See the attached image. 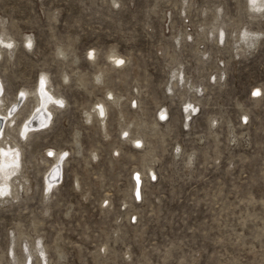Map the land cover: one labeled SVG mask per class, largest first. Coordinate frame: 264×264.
<instances>
[{
  "label": "rangeland",
  "instance_id": "rangeland-1",
  "mask_svg": "<svg viewBox=\"0 0 264 264\" xmlns=\"http://www.w3.org/2000/svg\"><path fill=\"white\" fill-rule=\"evenodd\" d=\"M248 3L0 0L17 40L0 57L5 104L42 72L64 98L27 139L7 133L29 183L0 203V264H264V13ZM244 27L262 34L237 39ZM100 99L108 132L85 115ZM29 110L17 106L16 121ZM48 149L68 156L47 196Z\"/></svg>",
  "mask_w": 264,
  "mask_h": 264
},
{
  "label": "bare ground",
  "instance_id": "bare-ground-1",
  "mask_svg": "<svg viewBox=\"0 0 264 264\" xmlns=\"http://www.w3.org/2000/svg\"><path fill=\"white\" fill-rule=\"evenodd\" d=\"M248 2H249L248 5L250 11L255 13L258 12L259 14L264 13V0H248ZM4 25H5L4 20L0 19V26H1L0 57L3 52L11 56L13 54V51H15L14 49L16 47V42H17V40L14 39L12 36H8L5 34ZM211 27L219 31L220 40H222V36L224 35V29L220 25H215V24H212ZM261 34L262 33L259 31H255L249 27H244L238 34L237 39H241L242 41H245L249 38H252V40L254 38L256 42L261 36ZM25 37L26 38L24 43L29 49H31L33 44V37L30 35H25ZM177 41L179 40L177 39ZM108 51L109 52L106 53V58L109 60L113 68H120L121 66L124 65L125 58L120 53H118L116 49H110ZM95 52L96 50L94 49H90L87 51L86 55L88 60L91 61L94 60V58L96 57ZM119 61H123V63H119ZM103 70L105 69L97 70L99 72L100 77L96 76L95 79H97L99 84L104 83V78L102 76L104 72ZM63 78L64 79L68 78L67 73L66 75L63 76ZM2 85L3 84L0 79V203H3L5 199L8 197H12V198L18 197V195H20V189L26 191V189H28V183H29L28 175L25 173L26 169L24 170V165L22 161V149H21L22 146L19 140H16L13 137H9V138L7 137L8 131L10 129H13L18 132L21 138L27 139L33 132L38 131L44 128L45 126L51 124L53 111L57 108H60V106L64 105V98L61 96V94L58 95L55 93V91L52 90L53 88L50 85V78L48 77V74L46 72L41 73L36 87L31 89H27V88L22 89L19 96L15 98V102H11V104H13L12 108L8 107V105L5 104L4 100L6 98L5 95L3 94ZM104 89H105V96L111 99L112 103L119 105L120 97L115 96L112 92V89L108 87H105ZM256 92H259L258 88H255L254 93ZM27 105L30 106L28 116L22 121L17 122L16 118L19 112L17 113L14 110H16L17 106L21 108ZM107 107L108 106L105 103V101L97 100V102L93 104L92 111L85 110V115L87 120L88 121L96 120L98 125L106 132H108L106 130L107 128L106 119H107V110H108ZM188 107L189 106L185 107L186 115H189L190 112ZM39 114L40 116L38 119L36 116ZM160 114H163V112H160ZM156 122L157 121H155V123ZM122 133L125 136H127L129 131L127 128H123ZM131 141L136 145H141L143 142L140 136L132 137ZM75 142L79 144L77 140ZM149 149L147 148V150ZM48 151L53 155L52 156L47 155V158H51L52 160L47 169L48 172L46 173L44 179L45 181L44 190L47 196L52 194L51 190L58 184V181L62 178L61 176V166L63 163L62 160L64 158L67 159L68 156V151L65 149H60V150L48 149ZM149 170L152 173L151 168H149ZM140 175L141 174L136 173L134 178L132 179L133 182H131L133 185L134 196L135 193H137L138 195L140 194V188L142 184L141 183L142 179L140 178Z\"/></svg>",
  "mask_w": 264,
  "mask_h": 264
},
{
  "label": "snow or ice",
  "instance_id": "snow-or-ice-1",
  "mask_svg": "<svg viewBox=\"0 0 264 264\" xmlns=\"http://www.w3.org/2000/svg\"><path fill=\"white\" fill-rule=\"evenodd\" d=\"M119 63H123V61H119ZM254 95H258L259 93L256 92V93H253ZM53 154L52 153H49V156H52Z\"/></svg>",
  "mask_w": 264,
  "mask_h": 264
}]
</instances>
